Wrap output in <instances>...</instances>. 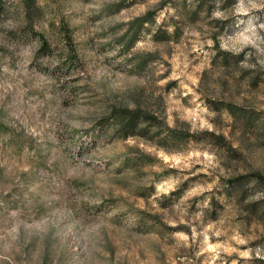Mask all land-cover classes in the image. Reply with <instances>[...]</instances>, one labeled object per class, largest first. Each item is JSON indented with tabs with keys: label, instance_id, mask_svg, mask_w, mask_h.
I'll use <instances>...</instances> for the list:
<instances>
[{
	"label": "rangeland",
	"instance_id": "1",
	"mask_svg": "<svg viewBox=\"0 0 264 264\" xmlns=\"http://www.w3.org/2000/svg\"><path fill=\"white\" fill-rule=\"evenodd\" d=\"M137 106L241 156L103 123ZM262 127L264 0H0V264H264Z\"/></svg>",
	"mask_w": 264,
	"mask_h": 264
},
{
	"label": "trees",
	"instance_id": "2",
	"mask_svg": "<svg viewBox=\"0 0 264 264\" xmlns=\"http://www.w3.org/2000/svg\"><path fill=\"white\" fill-rule=\"evenodd\" d=\"M33 2L27 4V9L29 10L28 13H31V6ZM199 11L196 10L195 14H198ZM153 16V12L146 15L144 20H141L142 25H145V21H148ZM220 105H224L225 108H228L231 114L235 117L245 116L248 121L252 119L256 120L259 118V115H255L256 113L247 112L242 107L236 105L230 101H223ZM220 107V106H219ZM164 118H161L156 112L151 110L143 109L140 106L133 107V108H116L103 120L105 125L111 124L114 128V133L121 135L123 137H130L136 136L144 139L146 142H150L160 148H165L168 150H175L180 149L185 143L190 140H203L204 138L207 139H215L217 143L221 144L222 146H226L228 148V152L235 158H239L241 155L238 153V150L234 148L229 142L226 140L223 134H217L216 132H193L190 133L187 129H178V128H171L163 121ZM264 127H262L263 129ZM244 175H236L233 178L228 179L225 182V190L227 193L232 194V189L236 186L241 187ZM256 179H262L264 176L261 173L254 174ZM241 197L240 195H238ZM252 211H258L257 207L250 208ZM258 217L264 218V205L262 206L260 212H258Z\"/></svg>",
	"mask_w": 264,
	"mask_h": 264
},
{
	"label": "clouds",
	"instance_id": "3",
	"mask_svg": "<svg viewBox=\"0 0 264 264\" xmlns=\"http://www.w3.org/2000/svg\"><path fill=\"white\" fill-rule=\"evenodd\" d=\"M209 127H211V125H209ZM169 187H171V184H169ZM209 187H211V185H209ZM166 190V189H165Z\"/></svg>",
	"mask_w": 264,
	"mask_h": 264
}]
</instances>
